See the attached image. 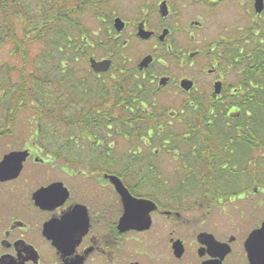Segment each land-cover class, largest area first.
<instances>
[{
	"label": "flooded vegetation",
	"instance_id": "flooded-vegetation-1",
	"mask_svg": "<svg viewBox=\"0 0 264 264\" xmlns=\"http://www.w3.org/2000/svg\"><path fill=\"white\" fill-rule=\"evenodd\" d=\"M97 2L101 12L96 17L103 24V42L109 52L97 60L111 63L106 72L93 73L97 78L104 76L116 68L113 62L119 57L122 68L132 72L128 77L135 86L134 94H139L121 102L131 112L141 108L160 125L157 131L146 130L142 147L125 154L123 162L111 163L112 168L122 170L116 173L109 172V150L113 149L106 138L111 132L91 133L99 138L92 141L97 145L87 147L88 154L78 158L62 155V151H85L83 147H58L51 152L43 146L41 138L49 133L0 131V144L7 141L4 138L14 142L0 146V161L10 152L25 153L18 174L0 179V264H264V232H257L264 222L263 201L257 202L260 205L249 201L250 205L238 209L235 203L241 204L244 198H211L208 194L205 198H172L168 184L174 179L188 184L190 171L197 172L200 184L223 186L231 193L236 185V156L226 148L188 146L206 143L202 138L207 133L182 130L183 116L179 114L184 109L177 113L158 107L152 97L157 90L170 87L192 103L194 92L208 80L210 94L199 92L207 96L204 101L213 98L226 104L222 92L233 94L236 88L230 60L249 57L256 45H264V0ZM131 42L148 48L127 67L130 61L123 52ZM144 57L150 61L140 68ZM166 59H177L184 67L200 65L202 77H175L164 70ZM154 64L164 69H154ZM184 79L192 82L188 91L180 87ZM215 83L220 84L217 95H213ZM106 91L107 96L114 94L112 89ZM165 126L181 130H166ZM142 151L147 153L144 159L138 156ZM213 161L220 165L208 171L205 165ZM142 166L151 171L153 188L164 198L140 194L138 186L128 181L125 171L145 170ZM156 166L175 170L174 178L165 173L161 179ZM109 175L118 177L137 198H120ZM52 184L61 193L60 199L40 198L41 189ZM110 191L115 198H110Z\"/></svg>",
	"mask_w": 264,
	"mask_h": 264
},
{
	"label": "trees",
	"instance_id": "trees-1",
	"mask_svg": "<svg viewBox=\"0 0 264 264\" xmlns=\"http://www.w3.org/2000/svg\"><path fill=\"white\" fill-rule=\"evenodd\" d=\"M97 1L39 0L37 7H32L27 0H0V44H10L12 59L20 62L19 66H7L8 75L5 77L0 72V78H3L0 79V112L5 117L0 125L1 131H13L16 119L24 111L30 113L34 130L55 133L44 136V139L70 141L74 138L75 141L78 137L85 143L63 142L61 148L95 147L97 144L92 141L99 138L91 134L93 132H111L110 140L122 137L126 142H136L135 146L138 142L142 144L146 130H158V119L153 121V118L145 116L141 108L131 112L127 104L121 102L122 99L139 96L138 92L134 94L135 86L128 77L132 72L127 69L121 67L116 74L118 77L109 79L114 94L106 97L95 94L92 83L85 86L84 80L76 82L74 76L72 81L75 64L79 59L88 63L93 53L90 52L93 40L83 29L80 18L90 10L97 15ZM100 44L96 42V45ZM230 63L236 88L233 94L226 90L222 92V99L227 103L215 102L213 98L206 102L207 96L195 95L192 103L181 105L184 113L179 114L183 116L180 123L183 124L182 130L207 133L202 138L206 143L194 142L188 146L234 150L236 159L247 153L253 155H247L245 161L246 165L253 161L252 176L246 175L245 169H239V172H245L249 183L254 186L260 183L256 170L264 169V45H256L249 57L231 59ZM13 73L17 75L15 82L9 80ZM74 82L81 87L78 97L72 86ZM93 82L96 83V79ZM112 99L113 104L108 105L110 102L106 101ZM72 102L74 107L76 104L79 107L74 109ZM72 154L78 158L82 156L77 151L62 153ZM86 155L87 152L83 154ZM109 163L110 173L122 172L113 170L111 158ZM218 165L220 162L213 161L205 166L211 171ZM190 173L192 181L189 180L186 188L198 189L197 198H205L203 195L207 194L211 198L227 195L221 193L223 186L218 189L211 183L202 185L197 172ZM231 190L230 196L243 194L238 188L237 191L234 187Z\"/></svg>",
	"mask_w": 264,
	"mask_h": 264
},
{
	"label": "rangeland",
	"instance_id": "rangeland-1",
	"mask_svg": "<svg viewBox=\"0 0 264 264\" xmlns=\"http://www.w3.org/2000/svg\"><path fill=\"white\" fill-rule=\"evenodd\" d=\"M30 5L32 7L36 6L39 2V0H27ZM100 8L99 10H96L97 15L100 13ZM95 14V12L93 13L92 10H90V12L85 13L81 18L80 21L83 25V29L86 31V34H88V36H90L89 38L93 40L92 44L93 47L91 48L90 52H93L92 54H90V56H93V58L95 59H100L102 57H106L109 55L108 52V46L107 44H105V42H103V24L99 21V19L96 17L97 16ZM101 17V16H100ZM93 33L95 34V36L93 35ZM94 37V38H91ZM96 42H99L100 45H96ZM147 44L144 43H138V42H131L130 44H128L124 49L125 51L123 52V56L126 60H129V63H126V66L129 67L130 65H132L135 61H137V59L139 58L140 54L142 52H145L147 50ZM11 51V45L10 44H0V72L4 73V75H2L3 77H5L6 75H8V72L6 71L7 66H19V59H12V55L10 53ZM125 60V61H126ZM87 60H83V59H79V61L75 64L74 67V75H72V81H73V76H74V80L76 82H78L79 80H84L85 83L84 85L87 86L89 83H92L91 86H93L94 84V89H96L95 94L98 93L100 94V96L106 97L107 96V89L111 90V83H110V78H117L118 76H116L118 69H121L122 66H120V58L117 57L114 59V66L116 67L114 70L109 71L107 74L100 75L98 78L96 77V75L89 69L88 67V63L86 62ZM198 64H204V60H197ZM119 64V65H118ZM166 69H164L162 66L156 65L154 64L153 67L154 69L160 70L162 71L163 69L166 70L169 73H173L175 75V77L185 74V75H192V74H196L198 77L201 76V73L199 71V66L197 65L196 67H184L181 65L180 61L177 59H169V60H165V64ZM198 67V68H197ZM116 70V71H115ZM202 77V76H201ZM234 77V76H233ZM0 79H3L2 77ZM96 79V83L93 82ZM200 79V78H199ZM9 80L11 82H15L17 80V75L15 73L10 74L9 75ZM207 80V79H206ZM74 82L72 84V86H74V93L75 96L78 97L79 93V89L81 88L80 85H78V83ZM178 91V90H177ZM198 91V92H197ZM196 92H194L193 96L195 95H200L199 92L203 93L205 92L206 95L208 96V94H210V92L212 91V86L209 85V82L207 80L206 85L204 88L202 87H198V90ZM179 92V91H178ZM3 95V92H1V96ZM154 98L155 101L157 102L158 107H164L167 110H171V111H176L178 112L181 109V105L182 104H187L188 100L185 99V96H181L179 95V93L176 92V89L174 88H163L160 90H157L154 94ZM190 98V97H189ZM191 98V99H192ZM183 100V101H182ZM107 102V101H106ZM110 105V104H108ZM72 106L74 107V102H72ZM78 106V104L75 105L74 109H76ZM75 111V110H74ZM20 117H18V119H16V124L14 126L13 131L11 132H21V131H34L33 128V120L31 119V115L28 111H24L20 113ZM74 114V112H73ZM4 114L2 112H0V125L2 124V121L4 120ZM3 118V119H2ZM185 119V117H184ZM30 120H32L30 122ZM1 127L0 126V131H1ZM173 130H177L180 131V128H174ZM42 132H45L44 130H41ZM48 135L51 134H55L53 132H48ZM44 136H47L46 134ZM44 136H42L41 140H42V145L46 146L47 149H52L53 148H60V146L63 144V142H78V144H85L83 143L82 140H79L78 137L76 138V140L74 141V138L70 141H65L64 139L61 138H56L55 140L47 138L44 139ZM3 140H7L6 142H8L10 145H13L14 142L8 138H4ZM6 142H2L3 144ZM54 142V143H53ZM106 142L108 143V145H110V148H112L113 150H109V158H111V160L113 161V163L115 165H118V163L123 162V157L126 155L131 154V152L133 153V151L135 150V147H142V144L140 142H138V144H136L134 146V144L136 142L134 141H129L126 142V140H124L122 137L117 138V139H111L110 138H106ZM0 144V146H6ZM85 151H78L82 157L83 154L86 153V149L87 146L83 145V146H78L77 148H82ZM127 151H130L129 153ZM63 153H65L66 151H62ZM257 153V152H254ZM88 154V153H87ZM247 155H249V157L253 156L249 153H247ZM245 155L244 157H241V159H239V161H237L238 159H236V166H235V171H234V178L236 180V185L234 186L235 190L237 191V188L239 189L238 191L242 190L243 191V196H241V194H238L236 196H234V198L240 199V198H244L243 200L239 201L241 204H237L235 203L236 206H238V209H241L242 207H244L245 205H250L251 203H249V201H256L255 205H257L258 201H263L264 204V169H260L258 168L256 170V176L257 178H259L260 183L251 186L252 183H249L248 179L246 178V175H248L249 177L252 176V169L254 168L253 166V161H249V163L246 165V159L248 158V156ZM138 156L141 159H144L145 156H147V153H145L144 151L139 152ZM145 162V160H143ZM82 162H86V160L84 158H82ZM78 165L76 168H79ZM119 167H115L113 166V170H116ZM142 168H144L142 166ZM145 169V168H144ZM158 171H161V179H164L165 173L169 176L170 179L174 178V172L175 170H170V169H164L163 167L160 166H156V168ZM239 169H245L246 170V175L245 172H239ZM127 174H129L130 178H127L128 181L131 183V185H137L138 186V192H140V194H145V195H150V194H154L157 198H164L160 195H158V192H155L154 190V186L152 185V180H150V174L151 171H146L145 170H139L137 168H131L129 170L125 171ZM153 175V174H152ZM180 181L177 180H173V182H171L170 184H168V188L172 187V193H173V197L172 198H197L199 197V193L200 191L198 189L195 190H189L187 189V184L186 183H182L179 184ZM223 184L227 185V183ZM163 186V184H161ZM212 186H214L212 184ZM216 187V186H214ZM222 187V186H221ZM221 187H216L218 189H222ZM188 190V191H187ZM164 191V188H163ZM223 192H221L222 194H227L225 197L223 198H228L230 196L229 190L227 189H222ZM199 192V193H198ZM175 195H178L177 197ZM109 196L110 198H115V196L113 195V193L110 191L109 192ZM175 196V197H174ZM231 197V196H230ZM233 198V197H231ZM260 205V203L258 204ZM247 210L248 206H246ZM237 210V209H236Z\"/></svg>",
	"mask_w": 264,
	"mask_h": 264
},
{
	"label": "water",
	"instance_id": "water-1",
	"mask_svg": "<svg viewBox=\"0 0 264 264\" xmlns=\"http://www.w3.org/2000/svg\"><path fill=\"white\" fill-rule=\"evenodd\" d=\"M117 22V20H116ZM119 22V21H118ZM121 25V23L119 24ZM117 25V29L119 27ZM150 61V57H144L139 63L140 68L145 67ZM111 61L109 59L103 60H95L93 58H89V66L94 72H106L110 67ZM180 87L188 91L192 88V82L190 80H181ZM220 93V84L215 83L213 88V95H217ZM25 153L23 151H14L6 154L3 159L0 161V179L5 178H13L20 171L22 161L24 160ZM109 180L113 184L115 191L118 193L120 198H137L132 196L128 190L124 187L122 182L115 175H109ZM53 184L49 187L41 189L39 193L40 198H44L41 193L47 191L48 189L53 188ZM258 233L264 232V222L261 228L257 231Z\"/></svg>",
	"mask_w": 264,
	"mask_h": 264
},
{
	"label": "snow or ice",
	"instance_id": "snow-or-ice-1",
	"mask_svg": "<svg viewBox=\"0 0 264 264\" xmlns=\"http://www.w3.org/2000/svg\"><path fill=\"white\" fill-rule=\"evenodd\" d=\"M41 195L46 198V199H52V200H59L60 197H61V193L55 189V188H52V189H48L47 191L41 193Z\"/></svg>",
	"mask_w": 264,
	"mask_h": 264
}]
</instances>
